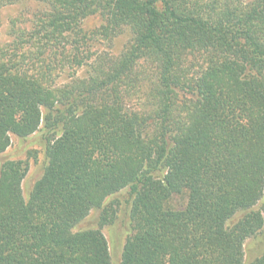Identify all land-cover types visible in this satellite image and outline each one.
<instances>
[{"label":"trees","instance_id":"trees-1","mask_svg":"<svg viewBox=\"0 0 264 264\" xmlns=\"http://www.w3.org/2000/svg\"><path fill=\"white\" fill-rule=\"evenodd\" d=\"M36 1L38 23L0 44V155L37 138L46 166L26 196L29 160L0 164V264H116L103 228L122 208L121 264H264L246 251L264 243V0ZM124 29L122 55L57 84ZM142 60L149 113L129 95Z\"/></svg>","mask_w":264,"mask_h":264},{"label":"rangeland","instance_id":"rangeland-1","mask_svg":"<svg viewBox=\"0 0 264 264\" xmlns=\"http://www.w3.org/2000/svg\"><path fill=\"white\" fill-rule=\"evenodd\" d=\"M228 2L231 8H236L237 6L248 5L251 0H222V3ZM48 6L45 3L36 0H22L16 4L5 5L0 8V44H10L16 39L14 34V22L17 24L16 28L21 30H31L37 23L38 17L41 13H46ZM89 25L97 26L99 25L98 17H93L88 21ZM132 44V33L129 29H124L119 35L113 37L110 40H105L99 38L91 42L92 51L94 52L91 61H88L85 65L80 68L71 67V65L66 66L63 73H61L60 78L57 81L58 85L69 84L74 78L86 79L89 78L91 73H93L92 64H98L101 58H117L122 55L128 47ZM102 56L100 59L98 57ZM105 59V60H106ZM201 61L196 59L192 62L191 73L194 74L198 72L202 66H200ZM92 63V64H90ZM156 74V64L153 61L142 60L138 62L133 77L137 78L138 86L136 88L129 89V95L131 96L132 103L136 110L142 113H149L153 108L151 104V99H149L148 93L152 89L153 82L155 80ZM179 115L182 113L183 103L180 102ZM154 129V125L152 127ZM37 138L25 142L22 144L14 136L12 138V145L9 149L0 155V164L9 159H22L29 160L30 166L29 171L23 181V190L25 195L32 189L34 184L42 177L44 169L46 166V156L44 155V150ZM186 200L182 197L176 196L173 199L172 204L176 208H183L185 206ZM91 216L82 224L84 227H96L97 221L92 219L95 216L94 211L91 212ZM120 219L116 224L115 228H110L108 226L103 228V232L108 239L110 250L113 258L117 259L116 264H121L119 260L120 248L123 246L124 237L122 236L125 231L123 225L127 221V214L122 208ZM260 235L259 239L248 240L247 255L251 251L259 252L264 248V243L262 244ZM119 257V258H118Z\"/></svg>","mask_w":264,"mask_h":264}]
</instances>
